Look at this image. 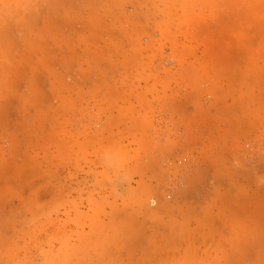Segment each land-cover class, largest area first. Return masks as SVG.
<instances>
[{
	"label": "rangeland",
	"instance_id": "obj_1",
	"mask_svg": "<svg viewBox=\"0 0 264 264\" xmlns=\"http://www.w3.org/2000/svg\"><path fill=\"white\" fill-rule=\"evenodd\" d=\"M183 249L264 264V0H0V264Z\"/></svg>",
	"mask_w": 264,
	"mask_h": 264
},
{
	"label": "crops",
	"instance_id": "obj_2",
	"mask_svg": "<svg viewBox=\"0 0 264 264\" xmlns=\"http://www.w3.org/2000/svg\"><path fill=\"white\" fill-rule=\"evenodd\" d=\"M190 250H187V249H183V251H182V253H183V264H191V261H189L188 262V260H190L188 257L190 256V254L188 253ZM187 256V258H188V260H187V258H186V256ZM201 259V258H200ZM263 261H264V258H263ZM184 262H186V263H184ZM212 262H213V260H209V259H207L206 258V256H205V258H204V260H203V264H212Z\"/></svg>",
	"mask_w": 264,
	"mask_h": 264
}]
</instances>
